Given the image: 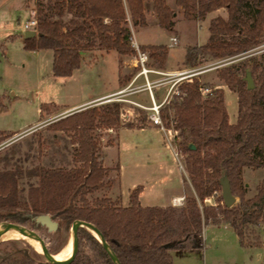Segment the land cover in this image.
<instances>
[{"label":"trees","instance_id":"trees-1","mask_svg":"<svg viewBox=\"0 0 264 264\" xmlns=\"http://www.w3.org/2000/svg\"><path fill=\"white\" fill-rule=\"evenodd\" d=\"M146 2L151 6L147 8ZM173 4L185 20H204L218 9L227 11L226 18L217 15L211 19L206 42L186 47L185 63L197 68L204 57L221 64L215 68L217 76L237 96L233 123L229 122L224 89L208 86L211 94L203 97L199 87L207 84L199 75L182 81L179 93L160 106L161 120L171 116L177 131L174 137L184 155L191 195H185L180 205L143 206L138 199L141 187L137 186L130 191L126 206L118 196L107 194L89 200L90 193L111 185L108 177L112 170L99 158L97 132L116 134L124 123L121 101L103 102L46 126L51 132L69 136L73 167L37 164L28 169L0 168V223L33 229L45 239L51 254L65 246L69 237L63 239L61 232H69L75 220L91 223L120 264H173L171 249L203 247L204 227L221 223L233 229L241 246L264 245V179L256 192L246 197L248 187L242 176L244 168H264V48L256 53L264 30V0H173ZM33 10L37 34L21 35L22 46L26 50L51 49V72L56 77L72 75L88 50L134 55L129 21L133 27L144 26L147 11H152L160 27L173 31L176 14L167 0H34ZM139 48L148 53L150 65L165 68L166 44H140ZM246 72L253 78L252 89L247 88ZM45 109V103L41 104L40 115ZM169 123L166 121L167 126ZM9 135L0 131V142ZM115 169L118 174V162ZM23 177L35 178L25 194L19 185ZM224 177L237 198L229 207L221 197ZM207 198H213V203H206ZM40 214L56 220L58 228L47 232L35 221ZM42 231L50 236L45 238ZM77 238L76 253L67 264H114L90 230L79 227ZM0 264L54 263L23 239H5L0 241Z\"/></svg>","mask_w":264,"mask_h":264},{"label":"rangeland","instance_id":"rangeland-1","mask_svg":"<svg viewBox=\"0 0 264 264\" xmlns=\"http://www.w3.org/2000/svg\"><path fill=\"white\" fill-rule=\"evenodd\" d=\"M167 2L176 11L173 31L160 27L152 11H147L144 26L133 27L130 21L128 25L133 39L139 45L144 43L167 44L168 56L165 68L188 69L189 66L185 63L186 47L195 45V43L202 44L206 42L209 36L208 25L211 19L217 15L226 18L227 11L220 9L219 12H215L217 14L214 12L209 14L205 20H185L179 9L174 6L173 0H167ZM149 6H151L150 3L146 2V7ZM33 9L34 0H0V42L3 43V48L0 49V129L5 127L6 133L12 134L0 142L1 169H28L37 164L45 167L65 168L76 165L72 162L73 145L69 136L61 132H51L47 130L46 126L50 122L64 117L65 114L63 113L66 111L64 108L86 98H92L104 91L116 89L117 71L120 86L124 88L128 83L127 81L132 79L139 70V67L135 66L133 62V55L120 56L115 51L107 53L92 49L87 51L88 54L83 55L79 69L74 71L71 76H54L51 72V49L32 51L26 50L22 46V25L25 20L32 16L31 11ZM10 35L17 36L10 39ZM170 37H175L176 42H172ZM263 48L264 30L256 53H259ZM198 61L197 68H205L214 63V60L204 57H200ZM150 64L151 59L149 58L148 67L156 69ZM158 76L162 77L161 75ZM125 79H128L127 83L125 82L126 84L122 85ZM140 80L138 78L128 90L125 89L124 92L112 96L109 100L100 102L121 101L123 113L121 119L124 122L123 127L126 128H130V126L140 128L148 123L149 118L146 117V114L151 111L142 106H146L151 99L148 92L142 90L143 86H140ZM199 80L210 87L218 85V87L226 88L225 104L230 117L229 121H233L235 114H237L236 94L222 83L215 69L199 74ZM157 89L160 90L156 91L155 88L153 90L156 99L162 94L164 87L161 86ZM124 99L140 102L142 106H136L131 101H124ZM43 103L48 109H45L40 115L39 108ZM56 117L58 118L56 119ZM37 121L36 125L22 133L13 134L11 132L18 130L19 126H23V124L31 125ZM166 121H170L169 126L166 125ZM162 123L165 127L164 135H162L163 145L157 155L153 154L164 165L165 171H163L162 181H160L162 185L156 186L158 183L156 180L147 188L148 194L155 197L152 199L154 205L166 204L167 197L173 193H181L183 198L185 195H191L192 193L187 180L183 153L181 152L180 163H178L175 161L170 147H167L170 142L176 148L178 140L177 137H174L177 135V131L172 127L171 116L167 120H163ZM97 133L100 143L99 158L103 165L111 166L112 171L108 177L111 185L109 189L104 186L90 193L88 195L89 200L106 194L112 195V197L117 195L114 181L118 175L115 169L118 162V150L119 153L122 152V161L127 166L126 177H129L130 173L134 175V164L135 162L140 163V158L143 155H138L131 148V145L140 141L132 130L124 129L119 132V142L117 134L113 131H98ZM109 143L111 144L109 145ZM108 146H115V148L111 149ZM154 164L152 160L142 167H146L147 172L150 173L153 171L151 168L154 167ZM180 174H182L183 180H180ZM242 176L248 187L246 197H250L256 192L257 185L264 179V168H244ZM153 177V180L157 179V172H154ZM30 182H35V178L23 177L20 179L19 185L22 194L26 193ZM159 188H163L161 194L157 193ZM213 201V198H209L206 203H213ZM170 205L176 204L170 203ZM47 232L50 231L47 230ZM42 234L45 238L50 236V234L43 231ZM71 234V227L69 232H61V237L65 240L69 237V241L61 249L62 251L60 250L54 255H62L68 247H71ZM261 239L264 242V232L261 233ZM170 252L173 257V264H264V245L241 246L233 229L229 227L206 226L203 229V247L189 251L171 249Z\"/></svg>","mask_w":264,"mask_h":264},{"label":"crops","instance_id":"crops-1","mask_svg":"<svg viewBox=\"0 0 264 264\" xmlns=\"http://www.w3.org/2000/svg\"><path fill=\"white\" fill-rule=\"evenodd\" d=\"M219 10L220 9L214 11V13L215 12H219ZM211 13H213V12H211ZM211 13H209V14H211ZM215 14H217V13H215ZM144 44L147 45V44H150V43H144ZM159 44H166V43H159ZM111 52H114V51H109L107 53H111ZM85 54H88V52H85L84 55ZM167 56H168V53H167ZM166 64H167V59H166ZM167 67H169V66H167ZM78 69H76V70H78ZM156 69H158V70H160L162 72H166V73L186 70V69H171V68H163V69L162 68H156ZM76 70H74V71H76ZM74 71H73V73H74ZM158 75L159 74H157L155 72H151V73H148L146 75V77H147L148 81H155V80L163 78V75H161L162 77H159ZM138 78L141 79L140 80V86H143L142 90L143 91H147V89L144 88L146 79H145V77L143 75H138V76L134 75V77L132 79L127 81L128 83L126 82L127 84L125 83L126 85L124 84L125 85L124 88H121L122 86H120L119 74H118V71H117V82H116L117 88L116 89L110 90V91H104L101 94L93 96L92 98H86V99H84L81 102H78V103H75V104H73V105H71L69 107H66V108H64V109H66V111L63 114H65V116H66V115L71 114V113H73L75 111H79V110H82V109H84L86 107L98 104L101 101H107L112 96L124 92L125 89L128 90L129 88H131ZM165 84L167 86H164ZM165 84H162V85L154 87L156 91L160 90V89H157V88H159L161 86L164 87V91L162 92L161 95H159V98L158 99L154 98V102L155 103L160 104V103L164 102L163 98H164V96H165V94L167 92V89L169 88L171 83L168 82V83H165ZM216 87H218V85H216ZM154 88H153V90H154ZM222 88L224 89V97H225L226 88H224V87H222ZM153 90H152V94H153ZM125 100L127 101L128 99H124V101ZM128 101H131L132 104H135L136 106H139V107L142 106L140 102L132 101V100H128ZM151 104H152V100H150V102L148 104H146V106H142V107L143 108H148ZM226 109H227V106H226ZM39 114H40V108H39ZM63 114H61V115H63ZM236 116H237V114H235L233 121H229V122L230 123L235 122ZM57 118L58 117H56V119ZM52 119H54V118H52ZM36 123H38V121L35 122L34 124H31V125L23 124V126H19L20 128H18V130H14V131H11V132H13V134L22 133L23 131H26L30 127L36 125ZM124 129L125 130H132V132L135 133L136 136L139 137V139H140L139 143L135 142L133 145H131V148L138 155H142V154L143 155L140 158L141 159L139 161L140 163L135 162V164H134V175L132 173H130L129 174L130 176L126 177L127 166L122 161V152L119 153V150L117 149L118 150L117 161H118V164H119V169H118L117 178L114 181V185L116 186V190H117L118 193H117V195H115L113 197L115 198L116 196H118L120 198L121 204L123 206H126L129 203V193H130V191L132 189H134L135 187L140 186L141 190H140V192L138 194V199L140 201V204L143 205V206H153L154 204H152V202H153L152 199H154L155 197H151L148 194L147 188L152 183H155L156 180L158 181L156 186L162 185V182H160V181H162L163 171H165L164 165H163V162L161 160H159V158L157 156L153 155V154L157 155V152L161 149V146L163 145V139H162V135H164L163 131L159 128V126L151 124L150 122L145 124V126H141L140 128H136L135 126H134V128L133 127L132 128L121 127L116 132L118 142H119V132H121ZM0 131H5L6 132L5 127L1 128ZM117 140H116V142H117ZM108 148L112 149V148H115V146H113V147L108 146ZM151 155H153V156L150 157ZM152 160L154 161L155 164H154V167L151 168V170H153L154 172H157V179L155 178L154 180H153L154 172L151 171L150 173H148L147 172V168L146 167H142V166L145 165V163L149 164ZM104 166L108 167V168L111 167V166H106V165H104ZM142 169H144L143 172H142ZM180 175H181V179L180 180H183L182 179V174H180ZM181 182L183 183V181H181ZM161 190H163V188H159L157 193L161 194ZM181 195H182L181 193H173L169 197H167L166 204H160V205H156V206H167V205H170V203L174 204V202H173L174 198H180V200H183V197ZM156 198L158 199L159 197H156ZM207 226H218V227H227V228L229 227V228H231L226 223H221V224H217V225H207ZM262 232H264V231H262ZM202 236H203V233H202Z\"/></svg>","mask_w":264,"mask_h":264},{"label":"built area","instance_id":"built-area-1","mask_svg":"<svg viewBox=\"0 0 264 264\" xmlns=\"http://www.w3.org/2000/svg\"><path fill=\"white\" fill-rule=\"evenodd\" d=\"M31 14L32 16H30V18L25 20V22L22 25L23 31L34 30L36 32L37 19L35 17L34 10L31 11ZM170 40L174 43L176 42L175 37H170ZM131 45L135 49V54L133 55V62L135 66L139 67V70L136 73V76L143 75L145 77L146 81H145L144 88L147 89L150 99L152 100V104L147 108L151 111L147 115V117L149 118L148 122L154 125H158L162 131H164L165 127L162 123L161 116H160V106L162 104L168 103L174 95H177L179 93L178 84H180L184 80L191 81L192 77L198 76L199 74L207 70L215 69L216 67L221 65L219 63L215 65L214 63L213 65L205 67V68H190V69H186L182 71L166 73L158 69L148 67V60H149L148 53L139 48V44L135 41V39H133V37H131ZM151 72H155L159 75H163V78L155 80V81H148L146 75ZM168 82H170L171 84L169 88L167 89V92L163 98L164 102L160 104L155 103L154 95L152 94L153 88L156 86L168 83ZM199 91L203 97L211 94V88L208 86H204V85L200 86ZM167 147H170V149L172 150L175 161L180 163L181 150L178 148V146L174 148V146H172L171 143L169 142ZM180 167H181V164H180ZM208 199L209 198H207L206 200ZM173 200H174L173 201L174 204L176 205H180L182 203V200H180V198H174Z\"/></svg>","mask_w":264,"mask_h":264},{"label":"water","instance_id":"water-1","mask_svg":"<svg viewBox=\"0 0 264 264\" xmlns=\"http://www.w3.org/2000/svg\"><path fill=\"white\" fill-rule=\"evenodd\" d=\"M37 33L34 30H26L23 32L24 37H29V36H35ZM246 83H247V88L252 89L254 87V81L249 72H246L244 76ZM221 183V197L223 201V205L226 207L231 206L233 203L237 201L236 197L232 194L231 188L229 181L226 177L222 178L220 181ZM35 221L47 228L48 231H55L58 228V222L56 220H53L48 214H40L36 216ZM5 227L0 231V241L3 240L2 237L3 235L10 231V230H19L25 235L35 239L38 241L41 249H42V254L45 256L46 260L50 263L54 264H67L69 263L73 258L77 250L78 246V238H77V230L79 227H85L88 230H90L102 243L104 249L108 252L110 255L111 259L113 260L114 264H120L118 258L116 255L113 253L111 250L110 246L104 239L103 235L101 232L91 223L81 221V220H75L72 225H71V235H72V253L71 256L68 259L65 260H58L54 257V254H51L48 252L47 247L45 245L44 240L42 237L33 229H30L26 226L20 225V224H15V223H9V222H4Z\"/></svg>","mask_w":264,"mask_h":264},{"label":"bare ground","instance_id":"bare-ground-1","mask_svg":"<svg viewBox=\"0 0 264 264\" xmlns=\"http://www.w3.org/2000/svg\"><path fill=\"white\" fill-rule=\"evenodd\" d=\"M5 227V224L2 223L0 224V231ZM2 239H23L25 241H27L28 243H30L36 251L42 253V249L38 243V241H36L35 239L25 235L24 233H22L21 231L19 230H10L8 232H6ZM69 241V240H68ZM70 241H71V247H68L64 253L62 255H54V257L58 260H65V259H68L70 256H71V253H72V240L70 238ZM69 243V242H68ZM66 248V247H65ZM64 248V249H65ZM62 251V250H61Z\"/></svg>","mask_w":264,"mask_h":264}]
</instances>
